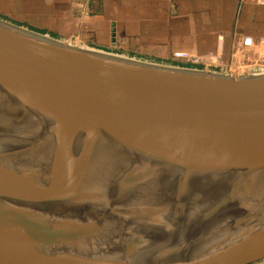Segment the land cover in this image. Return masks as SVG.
Returning <instances> with one entry per match:
<instances>
[{
    "label": "water",
    "instance_id": "95a60500",
    "mask_svg": "<svg viewBox=\"0 0 264 264\" xmlns=\"http://www.w3.org/2000/svg\"><path fill=\"white\" fill-rule=\"evenodd\" d=\"M262 260L264 71L0 19V264Z\"/></svg>",
    "mask_w": 264,
    "mask_h": 264
},
{
    "label": "crops",
    "instance_id": "0c3cea01",
    "mask_svg": "<svg viewBox=\"0 0 264 264\" xmlns=\"http://www.w3.org/2000/svg\"><path fill=\"white\" fill-rule=\"evenodd\" d=\"M0 19L52 37L160 63L264 35V0H0ZM192 66V65H191ZM200 68V67H199Z\"/></svg>",
    "mask_w": 264,
    "mask_h": 264
},
{
    "label": "built area",
    "instance_id": "2783aa9c",
    "mask_svg": "<svg viewBox=\"0 0 264 264\" xmlns=\"http://www.w3.org/2000/svg\"><path fill=\"white\" fill-rule=\"evenodd\" d=\"M230 59L226 56L227 42L223 35L218 36L215 50L204 53L177 51V58L186 60L192 66L240 73L260 68L264 71V35L245 34L237 38L231 46ZM250 69V70H249Z\"/></svg>",
    "mask_w": 264,
    "mask_h": 264
},
{
    "label": "rangeland",
    "instance_id": "374dc122",
    "mask_svg": "<svg viewBox=\"0 0 264 264\" xmlns=\"http://www.w3.org/2000/svg\"><path fill=\"white\" fill-rule=\"evenodd\" d=\"M211 51V50H210ZM227 52V51H226ZM166 64H173V63H171L170 61H168V62H166ZM187 66H190V67H195V66H191V65H187ZM250 70V69H249ZM219 71V70H218ZM260 71H262L260 68L258 69V68H254V71H251V72H260ZM246 72H249V71H246ZM246 72H244V73H246ZM250 72V73H251ZM231 73V72H230ZM243 72H241L240 73V71L239 72H237L236 73V71L234 72V73H232V74H242ZM255 264H264V260H262L261 262H258V263H255Z\"/></svg>",
    "mask_w": 264,
    "mask_h": 264
}]
</instances>
